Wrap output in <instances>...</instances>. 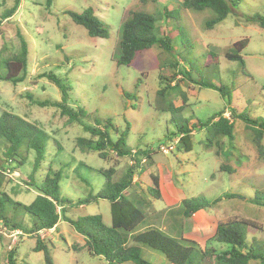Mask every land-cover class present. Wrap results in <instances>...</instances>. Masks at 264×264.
<instances>
[{
	"label": "rangeland",
	"instance_id": "374dc122",
	"mask_svg": "<svg viewBox=\"0 0 264 264\" xmlns=\"http://www.w3.org/2000/svg\"><path fill=\"white\" fill-rule=\"evenodd\" d=\"M15 2L0 0V58H10L20 51L21 32L29 43V70L26 79L18 84L0 81V117L4 111L20 115L52 136L36 178L41 180L52 170L62 171V196L73 202L66 204L67 216L76 219L101 214L110 226L108 200L78 202L104 188L106 178L101 170L115 168L114 180H118L132 162L130 156L109 153L103 159L96 151L83 152L76 144L78 137H90L83 127L69 123L60 108L36 103L62 101L59 87L44 76L50 72L69 87L68 105L85 111V124L95 125L97 118H111L119 132L129 124L127 145L153 152L151 159L146 157L141 163L142 171L138 170L135 185L127 192L138 204L142 199L149 203L144 207L147 219L142 229L154 226L204 248L224 250L226 245L214 238L216 227L220 221L240 217L260 225V229H250L249 241L255 237L264 242V207L249 202L257 193L264 197V152L260 154L253 145L244 122L236 121V147L233 145L219 156L216 149L204 146L205 130L194 132L191 152L179 151L176 137L169 138L185 119L205 121L225 107L217 90L184 78L172 65L175 60L181 67L193 69L192 79L197 82L234 84V105L242 111L247 109L253 117H264V29L247 22L249 15L264 16V0H244L212 29H207L205 22L213 14L184 9L183 0H53L50 5L48 0H21L12 18H1ZM89 7L109 26V38L90 37L67 13H81ZM166 8L177 10L179 15L168 19ZM130 10L154 14L158 35L172 32V54L155 46L144 51L132 65H118L122 24ZM243 39H249L242 52L244 65L226 58L234 43ZM212 57L217 59L216 63H210ZM4 72L5 66L0 64V73ZM162 76L172 80L173 86L179 85L176 90L169 89L164 98L158 95L164 85ZM184 99L187 105L182 113L173 115L162 109L169 102L181 106ZM222 165L235 171H222ZM33 166L32 155L25 165L8 166L12 182L6 191L14 202L29 205L38 195L37 186L24 182L30 181ZM13 167L17 168L12 170ZM152 175L159 178L160 199L148 193V188L153 187ZM227 194L235 197L226 198ZM198 197H204L210 205L189 218L184 216L183 200ZM218 198L222 200L214 204ZM25 221L31 224L29 216H25ZM42 239L54 264H109L103 257L91 254L85 238L62 218L55 230L43 232ZM37 241L35 235L15 238L8 231L1 232L0 264H8V253L15 248L18 264H46L45 253L35 250ZM140 246L144 257L153 264H170L160 251Z\"/></svg>",
	"mask_w": 264,
	"mask_h": 264
},
{
	"label": "trees",
	"instance_id": "16d2710c",
	"mask_svg": "<svg viewBox=\"0 0 264 264\" xmlns=\"http://www.w3.org/2000/svg\"><path fill=\"white\" fill-rule=\"evenodd\" d=\"M53 0H48L50 5ZM143 1V0H142ZM147 1V0H145ZM244 0H183V8L194 12L210 11L213 15L205 22L207 29H212L221 23L233 10L242 5ZM21 0H16L15 5L1 16L4 19L12 18L20 7ZM73 21L83 26L92 38H109V26L95 14L92 7L86 8L83 12L77 13L67 11ZM177 10L166 8L165 15L173 19ZM247 22L256 23L264 29V16L259 14L249 15ZM157 18L154 14L144 11H129V17L122 24V34L119 41L120 57L117 61L120 66H130L146 50L155 46L163 51L172 54L171 33L158 35ZM158 32V31H157ZM182 32H185L183 30ZM20 51L10 58H0V64L5 66V72L0 73V81H10L14 84L23 82L28 75L29 64V43L20 32ZM249 44V39H243L234 43L227 51L228 60L240 61L245 64L242 55L243 50ZM2 55L0 54V57ZM217 59L212 57L210 63H216ZM172 65L184 77L202 87L217 90L225 102V107L218 111L215 116L205 121L185 122L178 125L177 132L170 135V139L177 140V149L181 152H191L193 149V134L197 130L206 131L205 147L209 150L216 149L217 155H222L234 147L236 121L244 122L245 129L250 134L253 145L260 154L264 152V117H253L245 109H239L234 105L233 92L234 84L212 81L197 82L192 79L193 69L185 65L181 67L175 60ZM45 77L54 82L62 93V101H36L41 106H53L61 109L63 116H68L69 123H78L90 137H78L77 146L83 152H98L99 156L107 159L109 153L119 157H131L132 165L118 180H114L115 168L101 170L106 178L104 188L97 194H89L80 199L78 204H89L105 199L110 202L112 224L108 226L101 214L79 216L76 219L67 216L66 204H73L71 200L62 196L60 182L62 171H51L44 178L38 180L37 172L45 159L49 140L52 136L38 124L30 122L20 115L4 111L0 117V221L9 231L22 230V238L25 235L37 237L36 251L45 253L46 264H54L47 243L42 241L44 231H51L57 228L61 218L69 222L86 240V248L91 254L103 257L109 264H153L146 259L140 245L148 246L160 251L166 256L170 264H264V242H259L255 237L249 241L251 228L260 229L255 220L233 217L220 221L216 227L214 238L218 243L226 245V249L204 248L195 241H190L180 236H172L156 227H148L141 230L146 222L147 212L145 205L149 203L142 199L138 204L127 196V192L135 185V177L138 170L142 171L143 159L152 158L153 152L150 149L131 148L127 145V138L130 132V125L119 132L111 118L96 119L95 125L85 124V111L75 110L68 105L69 87L54 73H45ZM164 84L158 91V95L165 97L166 92L179 88L178 84L172 85L173 81L161 77ZM173 79V78H172ZM164 80L167 83H164ZM264 91V85L262 86ZM32 98V96H30ZM33 99V98H32ZM187 105L185 99L183 105L176 106L169 102L162 109L170 110L173 115L182 113ZM229 112V114H227ZM236 147V145H235ZM34 156V166L30 175V181H24L30 186H37L38 195L35 200L25 205L14 202L6 191L8 184L12 182L8 174V166H22L29 162ZM17 167L11 168L15 170ZM141 168V169H140ZM222 171L233 172L229 165H222ZM153 187L148 188V193L160 199V182L158 176L152 175ZM19 184V183H18ZM17 188H13L16 191ZM235 197L227 194L226 198ZM204 197L185 199L182 202V213L186 217L195 215L202 209H207L209 201ZM218 198L214 204L221 201ZM204 202V204H202ZM256 205L264 207V197L259 193L255 198L250 199ZM25 216L30 217L31 224L26 223ZM16 248L8 253V264H18Z\"/></svg>",
	"mask_w": 264,
	"mask_h": 264
},
{
	"label": "built area",
	"instance_id": "2783aa9c",
	"mask_svg": "<svg viewBox=\"0 0 264 264\" xmlns=\"http://www.w3.org/2000/svg\"><path fill=\"white\" fill-rule=\"evenodd\" d=\"M164 150L165 151H169L168 149H164ZM143 161H145V159H143ZM0 228H1L0 233L1 232H4L5 233V232L8 231L9 233H11V236L12 237H15V238L18 237V236L20 237V235L23 234V231L20 230V229L19 230L9 231L5 226H3V224H2L1 221H0Z\"/></svg>",
	"mask_w": 264,
	"mask_h": 264
},
{
	"label": "crops",
	"instance_id": "0c3cea01",
	"mask_svg": "<svg viewBox=\"0 0 264 264\" xmlns=\"http://www.w3.org/2000/svg\"><path fill=\"white\" fill-rule=\"evenodd\" d=\"M233 171H235V169H233ZM174 188V187H173ZM175 189V188H174ZM176 190V189H175ZM175 194H178L177 192L175 193ZM149 227H151V226H149ZM154 227V226H153ZM148 228V227H147ZM157 228V227H156ZM160 229V228H159ZM53 230H55V229H53ZM53 230H51V231H53ZM141 230H142V228H141ZM162 230V229H161Z\"/></svg>",
	"mask_w": 264,
	"mask_h": 264
}]
</instances>
